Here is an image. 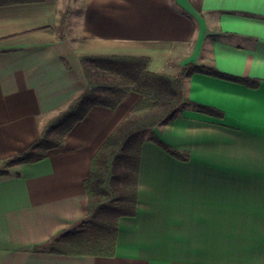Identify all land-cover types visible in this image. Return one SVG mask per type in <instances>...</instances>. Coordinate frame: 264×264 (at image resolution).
<instances>
[{
  "label": "crops",
  "instance_id": "0c3cea01",
  "mask_svg": "<svg viewBox=\"0 0 264 264\" xmlns=\"http://www.w3.org/2000/svg\"><path fill=\"white\" fill-rule=\"evenodd\" d=\"M63 24V25H62ZM188 63L191 104L142 148L138 213L113 257L36 251L86 219L91 161L141 95L93 107L63 149L0 175V264H264V0H0V162L87 87L82 56ZM217 112H221L218 114Z\"/></svg>",
  "mask_w": 264,
  "mask_h": 264
},
{
  "label": "trees",
  "instance_id": "16d2710c",
  "mask_svg": "<svg viewBox=\"0 0 264 264\" xmlns=\"http://www.w3.org/2000/svg\"><path fill=\"white\" fill-rule=\"evenodd\" d=\"M80 62L87 87L47 119L30 147L0 162V175L7 174L12 166L37 162L51 151L63 149L69 133L93 107L116 109L129 92H138V102L92 158L90 175L85 180V221L35 246L36 251L113 257L120 219L138 213L144 143L154 142L174 156L189 158L187 152L166 143L155 131L192 103L186 93V80L196 72L238 79L197 63L185 64L177 74L156 73L148 69V57L95 55L82 56Z\"/></svg>",
  "mask_w": 264,
  "mask_h": 264
},
{
  "label": "snow or ice",
  "instance_id": "6c2138e0",
  "mask_svg": "<svg viewBox=\"0 0 264 264\" xmlns=\"http://www.w3.org/2000/svg\"><path fill=\"white\" fill-rule=\"evenodd\" d=\"M260 126H261L262 128H264V122H262Z\"/></svg>",
  "mask_w": 264,
  "mask_h": 264
},
{
  "label": "rangeland",
  "instance_id": "374dc122",
  "mask_svg": "<svg viewBox=\"0 0 264 264\" xmlns=\"http://www.w3.org/2000/svg\"><path fill=\"white\" fill-rule=\"evenodd\" d=\"M117 248H119V246H117Z\"/></svg>",
  "mask_w": 264,
  "mask_h": 264
}]
</instances>
